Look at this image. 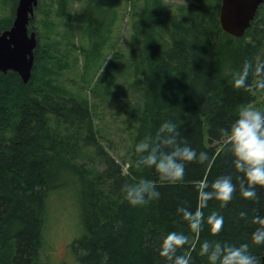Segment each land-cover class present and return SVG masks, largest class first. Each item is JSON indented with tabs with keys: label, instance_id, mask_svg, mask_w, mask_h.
I'll list each match as a JSON object with an SVG mask.
<instances>
[{
	"label": "trees",
	"instance_id": "16d2710c",
	"mask_svg": "<svg viewBox=\"0 0 264 264\" xmlns=\"http://www.w3.org/2000/svg\"><path fill=\"white\" fill-rule=\"evenodd\" d=\"M49 1L41 11L46 30L72 20L70 0ZM87 1V12L75 19L93 39L94 55L102 31L108 30L106 11H112L117 0ZM16 2L3 0L5 7H12L0 16L2 30L10 28ZM150 3L135 25L140 41L130 50L134 79L129 87L139 103L130 146L121 161L103 142L87 98L78 100L52 83L51 66L58 61L52 44H40L36 21L30 19L28 31L36 33L37 46L29 82L12 71L0 73V264H45L41 254L46 198L69 182L78 186L83 227L81 237L71 244L77 264H172L160 255L162 241L172 231L187 237L177 255L188 256L190 264H210L200 254L204 242L225 248L247 243L259 262L264 244H256L253 233L264 225L254 217H264V186H255L256 198L244 197L250 185L235 168L221 129L230 128L254 102L255 93L264 91V74L254 71L264 62V3L241 38L221 29L220 0L212 7L189 3L183 17L166 15V35L160 32L162 0ZM245 62L253 70L246 86L237 88L234 79ZM165 121L177 125L176 144L194 148L198 157L202 151L208 154L204 161L186 162L181 180L161 178L154 167L142 163L147 152L135 149L143 141L149 143L148 151H172L175 144L164 143L170 134L160 132ZM223 176H230L235 185L232 199L225 204L213 197L203 205L200 191L205 182L212 191L211 183ZM143 180L151 181L159 196L133 206L125 199L124 186ZM180 207L203 212L199 231H192ZM213 213L224 217L219 233L208 222Z\"/></svg>",
	"mask_w": 264,
	"mask_h": 264
},
{
	"label": "rangeland",
	"instance_id": "374dc122",
	"mask_svg": "<svg viewBox=\"0 0 264 264\" xmlns=\"http://www.w3.org/2000/svg\"><path fill=\"white\" fill-rule=\"evenodd\" d=\"M215 0H162V26L160 32L166 35V15L183 17V10L189 3L212 7ZM49 0H38L41 6L32 17L40 44H52L51 53L57 59L51 66L52 83L73 95L76 99L87 98L95 118V124L103 142L110 145L116 160L127 152L134 132L135 113L139 99L130 90L134 79L129 66L130 50L140 41L135 34V25L150 7V0H117L112 11H106L108 30H103L99 53L92 55L93 39L87 28L76 20V15L87 12V0H70L68 12L73 18L60 21L54 30H46L40 23L46 19L43 10ZM12 4L5 7L0 0V16L9 14ZM42 11V12H41ZM51 20L55 18L51 17ZM252 108L264 113V91L255 93L253 103L243 109ZM107 144V145H108ZM78 186L74 182L52 191L46 198V217L43 225V263L77 264L71 244L81 237L83 227L80 219Z\"/></svg>",
	"mask_w": 264,
	"mask_h": 264
},
{
	"label": "clouds",
	"instance_id": "9594fccd",
	"mask_svg": "<svg viewBox=\"0 0 264 264\" xmlns=\"http://www.w3.org/2000/svg\"><path fill=\"white\" fill-rule=\"evenodd\" d=\"M250 70H253L252 64L245 62L241 72L234 79L235 87L246 86ZM254 71L264 74V62L257 63ZM221 131L227 134L228 145L226 146L230 148L235 168L243 174L241 179L244 180L246 177V183L250 185L244 188V197L256 198L255 186H264V113L252 108L243 109L230 128L221 129ZM160 132L170 134L165 137L164 143L166 145L175 144L172 151L162 152L157 148L148 151L150 145L143 141L137 143L135 149L137 152H147L142 163L154 167L161 178L171 181L181 180L185 175L186 162L208 159L206 152H200L198 157L194 148L175 143L178 135L176 124L165 121L160 126ZM208 188L209 183L205 182L200 191V197L205 206L208 200L213 197L226 204L232 199L235 185L230 176H223L211 183L212 191L207 190ZM124 194L125 199L133 206L146 204L149 200L159 196L156 186L149 180L125 185ZM179 212L189 222L193 232L201 229L204 219L202 211L193 212L188 208L180 207ZM254 219L257 224L264 225V217L256 216ZM208 222L211 224L212 231L219 233L224 224V217L213 213L208 217ZM186 241L187 237L183 233L169 232L162 241L160 255L168 261H172V264H190L188 256L177 255V249L183 246ZM253 241L256 244H264V227H258L255 230ZM200 254L206 255L210 264H257L255 256L249 252L247 243L225 248L219 243L210 247L208 242H204L200 246Z\"/></svg>",
	"mask_w": 264,
	"mask_h": 264
},
{
	"label": "water",
	"instance_id": "95a60500",
	"mask_svg": "<svg viewBox=\"0 0 264 264\" xmlns=\"http://www.w3.org/2000/svg\"><path fill=\"white\" fill-rule=\"evenodd\" d=\"M264 0H220L218 17L223 32L241 38L250 27ZM38 0H17L9 29L0 27V73H16L23 83H28L34 65L37 37L28 31L30 19ZM257 264H264V253Z\"/></svg>",
	"mask_w": 264,
	"mask_h": 264
}]
</instances>
